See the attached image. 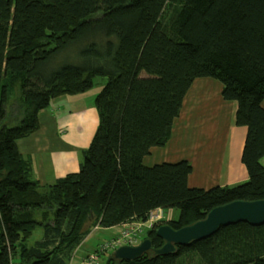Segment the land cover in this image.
I'll use <instances>...</instances> for the list:
<instances>
[{"label":"trees","instance_id":"obj_1","mask_svg":"<svg viewBox=\"0 0 264 264\" xmlns=\"http://www.w3.org/2000/svg\"><path fill=\"white\" fill-rule=\"evenodd\" d=\"M205 60L238 84L222 95L247 128L249 179L232 187H190L186 159L143 163L170 139L194 79L214 75ZM98 75L107 81L79 170L32 181L17 140L40 127L53 98L87 92ZM263 101L264 0H0V264H69L95 227L172 209L179 215L164 222L178 229L216 206L264 199ZM156 227L141 239L154 248L163 244ZM109 264H264V223Z\"/></svg>","mask_w":264,"mask_h":264},{"label":"crops","instance_id":"obj_2","mask_svg":"<svg viewBox=\"0 0 264 264\" xmlns=\"http://www.w3.org/2000/svg\"><path fill=\"white\" fill-rule=\"evenodd\" d=\"M218 76L220 75L194 79L184 97L180 115L174 120L170 139L163 146L151 148L150 153L143 158L145 165L186 159L192 164V172L188 177L190 187H232L248 181L249 175L242 161L247 128L236 123L237 101L225 99L222 95L226 85L238 84L222 72V78H217ZM102 87L94 92L95 97ZM84 94L85 92L68 96L76 99ZM262 104L264 107V101ZM60 107H47L40 111V127L17 140L20 154L31 161L30 179L41 186L52 184L67 173L79 170L83 151L89 147L98 125L95 103L94 107L89 106L90 109L84 105L80 111H91L93 123L96 124L95 130L90 127L91 133L84 135V124L80 132L68 136L67 129L70 125L61 123L62 116H58ZM88 122L89 119L87 124ZM47 165L51 170L41 174ZM122 227L123 224H120L111 228L97 227L96 230H114L105 239L107 241ZM89 235L73 253L72 261L75 262L76 259V264L105 242H98L96 246L87 245L85 241Z\"/></svg>","mask_w":264,"mask_h":264},{"label":"water","instance_id":"obj_3","mask_svg":"<svg viewBox=\"0 0 264 264\" xmlns=\"http://www.w3.org/2000/svg\"><path fill=\"white\" fill-rule=\"evenodd\" d=\"M248 222L252 225L264 223V199L234 200L212 208L204 218L174 228L162 223L155 228V233L163 240L162 246L152 247L150 238H144L137 245H122L116 248L111 257L118 260H135L153 251L155 255H168L176 251L177 246L189 245L194 241L211 236L217 230L229 224ZM105 264H109V259Z\"/></svg>","mask_w":264,"mask_h":264},{"label":"rangeland","instance_id":"obj_4","mask_svg":"<svg viewBox=\"0 0 264 264\" xmlns=\"http://www.w3.org/2000/svg\"><path fill=\"white\" fill-rule=\"evenodd\" d=\"M204 64L206 67L211 69L214 75H220L217 78H222L221 77L222 71L217 66H215L210 60H205ZM224 75L227 76L226 74ZM106 81H107V78H105L104 76L98 75L94 78V84L92 88L88 90L87 92H85V94L82 95V97L71 99V97H69L68 95H61L51 100L50 105L48 106V109L49 108L56 109L57 107L61 106L58 110V116L59 115L62 116L60 118V120H62L61 123H65V124L69 123L70 126H68V129H67L68 136H72V134H74L75 132L77 133L80 132L84 124H85V129L83 128L84 135H89L91 133L90 127H93L95 130L96 124L94 125L93 123L91 111L87 109V110H83L84 112H81L80 110L82 109L84 105L89 109H90L89 107L90 105L94 107L95 95L93 94L94 92H96V90L99 87L103 86ZM87 119H89L88 124H87ZM95 121H96V118H95ZM48 167L49 166L47 165L46 170H45L46 172L42 171L41 174L48 173L51 170V168L48 169ZM178 215H179V212L177 210L175 211L172 209L165 210V214L163 213V217H162L163 220L158 222V224L160 225L162 223H166L164 222V219L170 220L173 217L176 218ZM112 231L114 230L101 231V230L94 229L91 232V234L87 237L85 243L90 246H96L98 242L100 243L101 241H105V239H107V236H109L112 233ZM42 236H43L42 231L37 230L32 236V238L29 240V243L33 244L35 240L41 239ZM75 262H76V259H75ZM75 262H73V264H76Z\"/></svg>","mask_w":264,"mask_h":264},{"label":"built area","instance_id":"obj_5","mask_svg":"<svg viewBox=\"0 0 264 264\" xmlns=\"http://www.w3.org/2000/svg\"><path fill=\"white\" fill-rule=\"evenodd\" d=\"M164 209H157L150 213L146 222H130L123 224L122 229L109 240L102 242L97 248L86 254L77 264H105L108 255L122 245H137L141 241L146 230L158 225L162 221ZM169 219H164V221ZM95 227L94 229H96ZM69 264H73V261Z\"/></svg>","mask_w":264,"mask_h":264},{"label":"bare ground","instance_id":"obj_6","mask_svg":"<svg viewBox=\"0 0 264 264\" xmlns=\"http://www.w3.org/2000/svg\"><path fill=\"white\" fill-rule=\"evenodd\" d=\"M150 216V215H149ZM149 218V217H148ZM148 218L145 221H133V222H146L148 220ZM159 225V224H158ZM156 225V226H158Z\"/></svg>","mask_w":264,"mask_h":264}]
</instances>
